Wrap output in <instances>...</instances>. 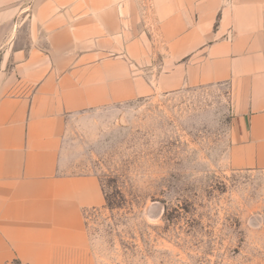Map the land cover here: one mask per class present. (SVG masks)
<instances>
[{"label": "crops", "instance_id": "crops-1", "mask_svg": "<svg viewBox=\"0 0 264 264\" xmlns=\"http://www.w3.org/2000/svg\"><path fill=\"white\" fill-rule=\"evenodd\" d=\"M185 87L227 88L230 164L264 170V0H0V264H98L95 128Z\"/></svg>", "mask_w": 264, "mask_h": 264}, {"label": "rangeland", "instance_id": "rangeland-1", "mask_svg": "<svg viewBox=\"0 0 264 264\" xmlns=\"http://www.w3.org/2000/svg\"><path fill=\"white\" fill-rule=\"evenodd\" d=\"M103 120L87 150L106 195L86 213L98 264H264V170L230 164L226 87L139 99Z\"/></svg>", "mask_w": 264, "mask_h": 264}]
</instances>
